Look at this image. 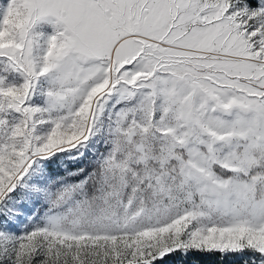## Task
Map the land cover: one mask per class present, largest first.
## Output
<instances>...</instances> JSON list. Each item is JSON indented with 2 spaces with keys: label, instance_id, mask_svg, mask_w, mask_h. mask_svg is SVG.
<instances>
[{
  "label": "snow or ice",
  "instance_id": "obj_1",
  "mask_svg": "<svg viewBox=\"0 0 264 264\" xmlns=\"http://www.w3.org/2000/svg\"><path fill=\"white\" fill-rule=\"evenodd\" d=\"M0 264H264V0H0Z\"/></svg>",
  "mask_w": 264,
  "mask_h": 264
}]
</instances>
